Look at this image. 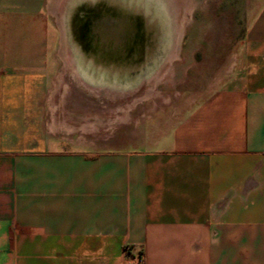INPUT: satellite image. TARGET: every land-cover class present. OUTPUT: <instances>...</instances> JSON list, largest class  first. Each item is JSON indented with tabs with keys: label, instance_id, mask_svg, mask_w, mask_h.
Here are the masks:
<instances>
[{
	"label": "crops",
	"instance_id": "obj_1",
	"mask_svg": "<svg viewBox=\"0 0 264 264\" xmlns=\"http://www.w3.org/2000/svg\"><path fill=\"white\" fill-rule=\"evenodd\" d=\"M45 6L0 0V264H264V0L209 96L153 147L97 153L55 117Z\"/></svg>",
	"mask_w": 264,
	"mask_h": 264
},
{
	"label": "rangeland",
	"instance_id": "obj_2",
	"mask_svg": "<svg viewBox=\"0 0 264 264\" xmlns=\"http://www.w3.org/2000/svg\"><path fill=\"white\" fill-rule=\"evenodd\" d=\"M258 6L46 0L45 13L59 28L60 130L68 128L73 147L90 153L153 147L225 80Z\"/></svg>",
	"mask_w": 264,
	"mask_h": 264
},
{
	"label": "built area",
	"instance_id": "obj_3",
	"mask_svg": "<svg viewBox=\"0 0 264 264\" xmlns=\"http://www.w3.org/2000/svg\"><path fill=\"white\" fill-rule=\"evenodd\" d=\"M125 251H126V252H129L130 249H129V248H126ZM139 263L142 264V263H143V260H142V259H139Z\"/></svg>",
	"mask_w": 264,
	"mask_h": 264
},
{
	"label": "bare ground",
	"instance_id": "obj_4",
	"mask_svg": "<svg viewBox=\"0 0 264 264\" xmlns=\"http://www.w3.org/2000/svg\"><path fill=\"white\" fill-rule=\"evenodd\" d=\"M99 8V7H98ZM84 17V16H83ZM84 20V19H83Z\"/></svg>",
	"mask_w": 264,
	"mask_h": 264
}]
</instances>
